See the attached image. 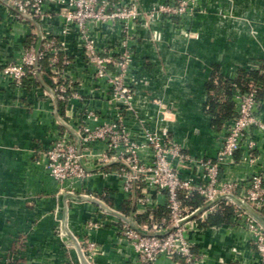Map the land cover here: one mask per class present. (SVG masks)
<instances>
[{
	"label": "crops",
	"instance_id": "crops-1",
	"mask_svg": "<svg viewBox=\"0 0 264 264\" xmlns=\"http://www.w3.org/2000/svg\"><path fill=\"white\" fill-rule=\"evenodd\" d=\"M139 2L146 10L157 0ZM45 8L42 20L24 23L0 0V67L20 56L32 37L56 35L65 40L73 60L65 73L75 79L82 98L58 100L48 89L51 79L45 72L29 77L21 90L0 72V264H82L69 236L96 243L91 264H136L131 243L119 233L121 218L71 193H93L114 209L128 205L130 214L138 209L135 196L126 198L113 174L96 173L82 190L63 189L43 165V152L57 131L73 132L75 116L87 107L103 117L119 112L109 101L108 85L85 66L77 28L63 34L62 6L51 3ZM140 20L126 77L133 91L132 109L122 108L124 123L135 132L141 124L151 129L166 126L192 154L215 155L221 128L207 110L208 84L215 74L234 80L242 69L264 63V0H199L185 18ZM92 35L101 50L120 43L117 24H105ZM258 111L264 121V84ZM258 137L263 154L264 136ZM231 170L242 179L249 174V167L240 162ZM102 194L108 201L99 197ZM157 198L158 208L164 207V198ZM251 209L264 220V208ZM189 237L196 250L205 252L204 264H264L244 226H201Z\"/></svg>",
	"mask_w": 264,
	"mask_h": 264
},
{
	"label": "built area",
	"instance_id": "built-area-1",
	"mask_svg": "<svg viewBox=\"0 0 264 264\" xmlns=\"http://www.w3.org/2000/svg\"><path fill=\"white\" fill-rule=\"evenodd\" d=\"M1 1L12 17L24 23L42 20L48 13L46 4H60L65 22L63 34L77 28L85 66L108 85L109 101L116 104L118 114L103 117L87 107L75 116L73 132L57 131L43 152V165L63 189L82 190L83 184L96 173L113 174L126 198L135 196L137 211L125 214L111 208L131 219L130 222L121 218L119 233L131 243L136 264H204L206 254L195 249L189 234L198 230L200 222L217 211L223 201L234 204L233 223L251 232V240L264 260V225L233 198L251 207L264 208V153L260 151L258 137V133L264 136V121L258 111L263 83L251 79L245 89L235 85L233 115L221 127L213 156L192 154L172 137L166 126L151 129L141 124L139 132H135L121 117L122 108L132 109L133 91L126 77L133 62L132 43L140 19L146 17L149 22H156L163 17L171 21L185 18L193 14L199 0H157L146 10L139 8L140 0ZM105 24L119 26L120 43L101 50L92 32ZM64 42L56 35L40 34L36 44L25 47L20 56L3 64L0 72L14 89L21 90L30 71L36 76L43 73L41 61L45 59L44 72L51 79L48 89L54 97L61 101L82 98L75 79L65 73V67L73 60ZM237 162L249 167L244 179L231 170ZM80 194L98 198L90 192ZM194 195L203 197L204 204L190 209L185 199ZM158 196L164 198L166 212L155 218L152 211L160 206ZM138 213L149 214L151 223H139ZM78 242L91 264L96 243L89 239Z\"/></svg>",
	"mask_w": 264,
	"mask_h": 264
},
{
	"label": "trees",
	"instance_id": "trees-1",
	"mask_svg": "<svg viewBox=\"0 0 264 264\" xmlns=\"http://www.w3.org/2000/svg\"><path fill=\"white\" fill-rule=\"evenodd\" d=\"M28 42L29 43L26 47L36 44L38 42V38L32 37ZM41 64L42 70L44 72L47 64L46 60L43 59L41 61ZM29 77L35 79L37 78L36 74L30 71L27 75V78H25V85L28 84ZM251 79L262 82L264 84V63L261 64V67L259 69H242L239 76L234 80L225 79L217 74L213 76L208 84L210 93L207 101V110L214 115V125L216 127L221 128L223 123L233 115L234 103L232 101V96L235 92V85L240 89H245ZM106 169H108V167H106ZM99 197L108 201V197L106 194H102L101 196L99 195ZM185 204L189 206L190 209H194L195 207L203 205L204 199L199 195H194L191 198L185 199ZM234 207V204H232L231 202H221L219 209L209 214L207 220L204 222H200V225L221 226L223 224H232ZM130 209L131 208L127 205V207L121 209V211L125 214H130ZM164 212H166V208L161 207L152 211V214L155 218H158ZM136 219L141 224L151 223L152 221L150 220L149 214L147 213L142 216L137 215Z\"/></svg>",
	"mask_w": 264,
	"mask_h": 264
},
{
	"label": "water",
	"instance_id": "water-1",
	"mask_svg": "<svg viewBox=\"0 0 264 264\" xmlns=\"http://www.w3.org/2000/svg\"><path fill=\"white\" fill-rule=\"evenodd\" d=\"M73 197L77 198L78 200H91V201H95L98 202L101 206V209H103L104 211L108 212V213H113L116 214L117 216H119L122 219L128 220L131 222L130 218H126L123 214L117 212L116 210L112 209L110 206L106 205L105 203H103L101 200H99L96 197H91V196H86V195H82V194H75V193H71ZM235 199L236 202L240 203L248 212H250L255 218H257L263 225H264V220L258 216L252 209L251 206H249L248 204L242 202L240 199H238L237 197H233ZM196 214V213H195ZM193 214V216L195 215ZM66 212L64 214V219H63V231L65 230V227L67 226L66 224ZM70 240L72 241V244L76 247L78 255H79V260L82 264H90L88 262V260L86 259L85 255L82 252L81 246L77 240V238H75L74 236L70 237Z\"/></svg>",
	"mask_w": 264,
	"mask_h": 264
}]
</instances>
